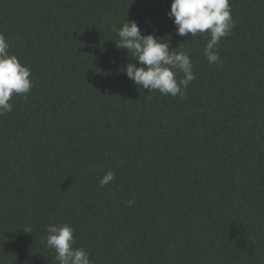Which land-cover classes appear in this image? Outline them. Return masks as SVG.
Returning a JSON list of instances; mask_svg holds the SVG:
<instances>
[{
  "label": "trees",
  "instance_id": "trees-1",
  "mask_svg": "<svg viewBox=\"0 0 264 264\" xmlns=\"http://www.w3.org/2000/svg\"><path fill=\"white\" fill-rule=\"evenodd\" d=\"M170 3L0 0L33 83L0 116V264H57L49 223L92 264H264V0H229L219 64L206 34H176ZM125 19L191 57L183 99L123 73L139 66L117 48Z\"/></svg>",
  "mask_w": 264,
  "mask_h": 264
},
{
  "label": "clouds",
  "instance_id": "clouds-1",
  "mask_svg": "<svg viewBox=\"0 0 264 264\" xmlns=\"http://www.w3.org/2000/svg\"><path fill=\"white\" fill-rule=\"evenodd\" d=\"M166 15L172 19L176 34L184 37L207 35L203 54L209 64H219L218 45L221 38L230 34L234 27L229 0H171ZM112 31L119 38L118 49L131 54V60L122 70L134 85L148 92L158 91L162 96L184 98L191 81L195 79L191 57L183 50L172 49L164 38L149 33L142 35L135 21H127ZM10 44L0 33V116L13 111L10 103L14 96L27 99L33 87L31 69L21 64L15 54L10 53ZM182 74V76L180 75ZM180 77V78H178ZM114 180L112 171L99 180L106 186ZM129 205L132 201H128ZM32 233V226L23 230ZM45 246L54 250L57 264H92L90 254L76 247L73 228L67 223H49L45 226Z\"/></svg>",
  "mask_w": 264,
  "mask_h": 264
}]
</instances>
